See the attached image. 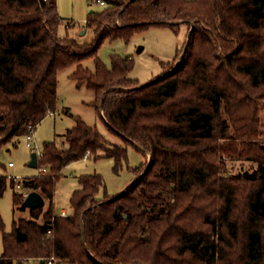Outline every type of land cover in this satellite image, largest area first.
Listing matches in <instances>:
<instances>
[{
  "label": "trees",
  "instance_id": "obj_1",
  "mask_svg": "<svg viewBox=\"0 0 264 264\" xmlns=\"http://www.w3.org/2000/svg\"><path fill=\"white\" fill-rule=\"evenodd\" d=\"M104 1L87 18L93 41L80 43L60 38L58 0H0V147L56 111L58 73L72 66L77 88L94 92L93 105L125 142L111 145L80 117L66 148L45 142L39 166L49 173L22 186L48 208L15 219L11 232L0 223V264H264V0ZM181 24L189 33L194 24L182 62L143 87L129 75L132 59L113 55L108 68L99 57L107 41ZM89 59L93 70L83 66ZM129 144L151 156L133 184L99 198L103 176L83 174L71 214H56L64 168L90 152L119 172ZM225 157L257 169L227 176ZM9 183L15 188L0 175V197ZM13 200L25 210L22 195Z\"/></svg>",
  "mask_w": 264,
  "mask_h": 264
},
{
  "label": "rangeland",
  "instance_id": "obj_2",
  "mask_svg": "<svg viewBox=\"0 0 264 264\" xmlns=\"http://www.w3.org/2000/svg\"><path fill=\"white\" fill-rule=\"evenodd\" d=\"M105 6L98 3L97 0H58L59 13L64 20L59 29L60 38L69 36L80 43L93 41L94 34L87 27V18L92 11H101ZM188 35L189 25L187 24H181L177 30L164 26H152L145 31L134 34L129 42L122 39L105 42L99 51V57L108 68L112 67L113 55L129 57L134 65L129 74L130 77L139 84H146L164 72H170L177 68L182 62L181 57L185 54L184 45L188 41ZM139 47H143L141 52H138ZM177 55V60L174 61ZM83 66L93 70V59L83 62ZM75 70L76 66H72L58 73L55 115L46 117L37 126L34 140L38 149H43L45 142L53 140L60 148H66L64 135L69 129L75 127L76 117H80L90 126L97 127L111 145H125L120 136L109 130L93 105L94 92L85 86L77 88L76 81L70 78V74ZM260 119L264 125V108L260 113ZM262 140L264 141V135ZM32 152L34 150L27 146L25 136L17 137L12 143L0 147V175L19 178H30L37 175L38 168L29 165ZM127 153V160L123 162L119 172L114 170L115 163L112 158L95 160L90 153L87 158L64 168L62 178L56 187L55 208L58 211L66 208L67 214H71L70 199L73 191L79 187V177L82 174L98 173L103 176L104 186L100 190L99 198L120 195L127 186L137 180L139 173L148 166L151 159L149 154L145 156L130 144L127 145ZM100 154L102 153L100 152ZM225 161L227 176L246 172L252 173L257 169V163L254 161L226 157ZM10 162L14 163V167H9ZM143 164L144 167L138 171L135 170ZM46 173H49V169ZM14 191L15 189L9 183L4 195L0 197V223H4L6 232L12 231L15 219L31 218L29 209L20 210L15 205ZM47 208L48 202L46 201L44 210L46 211ZM38 222L43 223V219L40 218ZM3 250V232L0 230V255ZM39 262V260L33 259L27 264H39Z\"/></svg>",
  "mask_w": 264,
  "mask_h": 264
},
{
  "label": "built area",
  "instance_id": "obj_3",
  "mask_svg": "<svg viewBox=\"0 0 264 264\" xmlns=\"http://www.w3.org/2000/svg\"><path fill=\"white\" fill-rule=\"evenodd\" d=\"M98 3H100L101 5H106V2L104 0H97ZM71 24V23H70ZM50 114H54V113H50ZM35 131H36V128L34 126H30L29 128V131L27 133V135L25 136L26 137V143H27V146L29 148H31L32 150H34V152L37 153V156H38V175H42L46 172H48V167L47 166H39V161L44 157V152H43V149L39 150L38 149V146L36 145L35 143V138H34V134H35ZM38 149V150H37ZM90 152L87 153L86 157L88 156ZM9 166L10 167H13L14 166V163L13 162H10L9 163ZM8 177V180L11 182H14L15 183V192L22 195L24 200L25 198L29 195V193L31 192L30 189H25L23 186H22V181L26 178H19L17 176H7ZM29 178V177H27ZM59 215L61 216H67V212L66 211H62ZM49 264H52V261H49Z\"/></svg>",
  "mask_w": 264,
  "mask_h": 264
},
{
  "label": "water",
  "instance_id": "obj_4",
  "mask_svg": "<svg viewBox=\"0 0 264 264\" xmlns=\"http://www.w3.org/2000/svg\"><path fill=\"white\" fill-rule=\"evenodd\" d=\"M193 29H194V24H192V28H191V31L188 35V39L190 38ZM142 50H143V47H139L138 52H141ZM148 83L142 84L140 87H143V86L147 85ZM29 165L33 168H38V156H37L36 152H32L31 161H30ZM45 204H46V200L39 192L31 191L29 193V195L23 201L21 207L25 210L26 209L34 210L37 208L44 207Z\"/></svg>",
  "mask_w": 264,
  "mask_h": 264
},
{
  "label": "crops",
  "instance_id": "obj_5",
  "mask_svg": "<svg viewBox=\"0 0 264 264\" xmlns=\"http://www.w3.org/2000/svg\"><path fill=\"white\" fill-rule=\"evenodd\" d=\"M93 12V11H92ZM75 39V38H74ZM74 72V71H73ZM72 72V73H73ZM72 73L70 74V78H71V75H72ZM51 115H55V114H49L48 116H51ZM47 116V117H48ZM10 167V166H9ZM14 167V166H13ZM38 175V174H37ZM63 175V174H62ZM83 175V174H82ZM34 176H36V175H34ZM33 177V176H32ZM74 192V191H73ZM73 194V193H72ZM70 208H71V206H70ZM55 211H56V214H60L62 211H66L67 213H68V210L66 209V208H62V209H60V211H58L56 208H55ZM2 255V254H1Z\"/></svg>",
  "mask_w": 264,
  "mask_h": 264
}]
</instances>
